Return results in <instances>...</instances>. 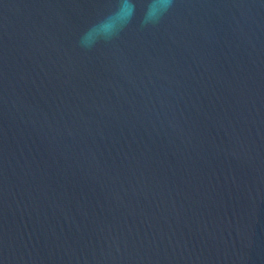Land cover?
<instances>
[{
  "label": "water",
  "instance_id": "1",
  "mask_svg": "<svg viewBox=\"0 0 264 264\" xmlns=\"http://www.w3.org/2000/svg\"><path fill=\"white\" fill-rule=\"evenodd\" d=\"M0 0V264H264V0Z\"/></svg>",
  "mask_w": 264,
  "mask_h": 264
},
{
  "label": "clouds",
  "instance_id": "2",
  "mask_svg": "<svg viewBox=\"0 0 264 264\" xmlns=\"http://www.w3.org/2000/svg\"><path fill=\"white\" fill-rule=\"evenodd\" d=\"M171 5L172 0H143L141 25L158 23ZM136 11V0H115L112 10L102 15L84 31L79 40L80 45L90 49L100 41H111L127 28Z\"/></svg>",
  "mask_w": 264,
  "mask_h": 264
}]
</instances>
